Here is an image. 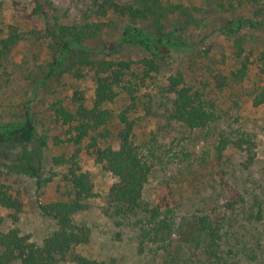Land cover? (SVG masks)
Here are the masks:
<instances>
[{
	"label": "rangeland",
	"instance_id": "1",
	"mask_svg": "<svg viewBox=\"0 0 264 264\" xmlns=\"http://www.w3.org/2000/svg\"><path fill=\"white\" fill-rule=\"evenodd\" d=\"M137 1L141 0H0L1 37L16 35L0 61V121L19 116L25 107L29 109L36 137L47 142L42 151V175L53 178L37 188L34 179L28 176L4 175L2 181L10 186L22 206L20 212L0 206V218L5 230L17 228L38 244L57 228L56 221L45 215L40 205L68 198L66 170L53 165L52 158L57 154L68 156L73 147L68 142H59L58 138L66 140L68 135L66 127L55 118V106L61 103L70 107L74 90L84 91L91 102L92 64L110 59L138 61L147 57L138 46L118 48L117 40L125 27L136 25L148 32H155L158 26L168 31L177 28L184 45L174 46L171 63H166L160 75L139 89L137 106L129 116L135 123V142H151L155 153L154 172L146 186L144 200L150 207L158 201L170 200L174 218L170 217L169 222L174 224L178 216L183 229L169 235L164 230L157 232V226L149 222L145 213L128 218L115 213L108 202L114 178L84 149L79 162L93 182L95 196L86 201V209L75 215V222L89 229L90 241L77 246L74 254L86 257L93 264H212L204 248L190 246L184 240L191 230L190 221L196 210L202 207L209 210L200 200L205 199L207 204L208 200H213V179L203 151L209 148L217 130L189 131L169 122L166 111L169 98L162 86L177 70L184 71L189 80L203 78L197 67L188 68L192 57L186 48L197 53L195 59L200 66L211 63L224 72L236 66L237 44L250 53L249 78L222 99L227 115L221 126L242 127L258 137L256 164L249 171L241 172L237 168L241 156L236 153L229 167L239 171L235 173L238 180H248L241 183L259 190L260 184L264 186V105L252 106L248 94L257 83L255 75L260 66L259 55L264 52V29H245L240 43L220 34L218 30L227 20L252 15L247 6L241 5V0H162L164 5L179 8L159 23L153 19L132 20L121 14V6ZM68 36L74 37L71 52L64 65L58 68L60 42ZM127 107H130V100L124 93L107 106L114 118L104 129L107 134L101 140L104 145L118 146L116 135L120 124L116 115ZM182 152L192 155L184 157ZM220 234L225 260L231 262L233 253L241 250L248 254L247 258L251 257L252 264H264V223L252 224L241 217H231L223 222ZM244 248H248L246 252ZM229 249L233 253L228 254ZM251 250H256L255 256ZM63 264H76L73 255L67 256Z\"/></svg>",
	"mask_w": 264,
	"mask_h": 264
},
{
	"label": "trees",
	"instance_id": "2",
	"mask_svg": "<svg viewBox=\"0 0 264 264\" xmlns=\"http://www.w3.org/2000/svg\"><path fill=\"white\" fill-rule=\"evenodd\" d=\"M240 2L250 9L252 15L229 19L218 30L226 38L233 37L235 43H240V35L245 29H264V0ZM178 8L164 5L162 0H141L121 6L119 11L132 20L153 19L159 23ZM158 27L155 32L145 31L136 25L125 27L118 37V48L138 46L147 57L138 61L110 59L97 65L92 64L94 71L91 79L94 85L91 102H88L84 91L74 90L70 96V107L61 103L55 106V118L66 127L65 133L68 135L66 140L58 138L59 142H68L73 147L68 156L57 154L52 158L53 165L66 170L64 177L70 189L68 198L40 205L41 211L53 218L57 225L40 244L23 235L17 228L5 230L0 218V264H63L66 257L71 255L76 264L94 263L84 256L74 254L77 246L86 245L90 241L89 229L78 225L75 215L86 209V201L95 196L93 182L79 162V155L84 149L104 172L114 178L109 188L108 202L115 213L122 218L145 213L149 222L157 226V232L164 230L169 235L174 230L180 233L183 229V224L177 220L178 216L174 224L169 222L170 217L174 218L170 200L158 201L153 207L144 200L146 186L154 172L155 153L151 142H135V123L129 116V112L137 106L139 89L160 75L166 63H171L174 46L185 43L177 28L168 31L162 30V26ZM82 32L85 33V30ZM2 33L0 29V61L16 39L13 34L2 38ZM73 40V36H68L67 40L60 42V56L56 61L58 68L64 65L70 55ZM186 52L192 57L188 68L197 67L203 78L194 77L189 80L181 70L166 78L162 91L169 98L167 120L189 131L216 129L217 132L209 148L203 151L204 161L208 159L206 164L213 179V200H208V204L205 199L200 200L202 205H208L209 210L206 207L196 210L190 221L188 237L183 240L190 246L204 248L212 264H252L251 257L247 258L248 254L241 253V250L233 253L229 249L228 254L233 253L234 258L231 262L225 260L223 236L220 234L223 222L231 217H241L252 224L264 223L263 184L259 185V190L251 189L246 183H241L248 180H238L235 176L238 170L232 171L229 167L231 157L238 153L241 158L237 168L241 172L249 171L258 160L259 139L242 127L221 126L227 115L222 99L226 93L241 86L249 78L252 65L250 53L237 44L234 52L236 66L224 72L221 67L211 63L200 66L198 59H195L197 53L190 47L186 48ZM259 60L260 66L255 75L257 83L248 94L254 107L264 105V52L260 53ZM123 93L128 96L130 107L116 115V121L120 124L116 135L118 146L104 145L101 142L107 136L104 129L114 118L107 106L115 103ZM85 141L88 142L84 148ZM46 145L44 139L36 137V126L27 107L19 116L0 121L1 207L20 212L22 206L10 186L2 181L4 175L28 176L34 179L37 188H41L43 182L47 184L52 181V176L45 178L42 175V151ZM182 153L184 157L192 155L189 152ZM181 218L184 220V216ZM247 249L244 248V252ZM253 254L256 255V250Z\"/></svg>",
	"mask_w": 264,
	"mask_h": 264
}]
</instances>
